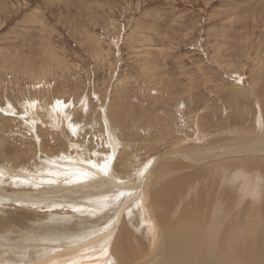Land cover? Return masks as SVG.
<instances>
[{
	"label": "rangeland",
	"instance_id": "rangeland-1",
	"mask_svg": "<svg viewBox=\"0 0 264 264\" xmlns=\"http://www.w3.org/2000/svg\"><path fill=\"white\" fill-rule=\"evenodd\" d=\"M261 128L264 0H0V167L44 177L48 159L72 156L81 175L67 180L66 165L54 183H83L67 196L33 199L53 180L35 185L0 173V264H33L97 228L112 229L120 205L190 172L139 177L155 157L172 162V151L188 143L205 150L214 145L207 141L243 142ZM263 167L247 166L249 177L263 180L248 192L222 171L212 183L192 178L187 205L212 195L254 223L256 205H264ZM128 214L127 240L141 249Z\"/></svg>",
	"mask_w": 264,
	"mask_h": 264
},
{
	"label": "bare ground",
	"instance_id": "bare-ground-1",
	"mask_svg": "<svg viewBox=\"0 0 264 264\" xmlns=\"http://www.w3.org/2000/svg\"><path fill=\"white\" fill-rule=\"evenodd\" d=\"M260 130L261 133L259 136H256L255 138L252 137L251 139H247V141L243 142L229 141L230 143H226V138H217L213 141H207V143H213L214 145L212 148L205 150L199 147L196 148V144L188 143L181 150L177 151V149H175L176 151H172V154L174 153L175 157L172 159L174 160L172 162H167V160L169 161L171 158H165V156L162 155L149 161V164L151 163L150 167L148 166L149 164H143L142 171L140 174L138 173L139 171L137 173L139 174V177L142 175L146 176V179L152 176V172H156V176H159L161 179L165 177L166 174H172L178 170L190 169V172L167 181L162 187L151 194V197L145 196L147 193L144 194L140 191L141 196L139 197L141 198L135 199L136 205H120V208L115 210V214H118L114 219L111 218L110 220L109 226L112 227V229L105 230V227L97 228L89 238L83 237V240L81 239L80 241L79 239H76L78 242H75V245H64L65 247L61 246L63 247H60L63 249V252H60L57 255H54L53 253L55 252V248H53V250L51 249L52 251L49 249L50 252L53 253L52 256L51 254L47 257H44L43 255L44 258L42 260L37 259L38 261L36 262L33 260V264H264V205H256L259 207L256 208V221L252 219L254 223H248L247 221L250 217H247V213L245 211L243 213L240 209H234L232 206L229 207L230 205H215V199L212 198V195L211 200L208 202L205 201L207 198L203 200L191 198L195 199V203L193 202L191 205H187L188 198L186 197L190 195L193 188H195V185L191 183L192 178L193 180L196 177L200 179V184L203 183L202 181L204 180L212 183V178L216 179L213 175V173H218L216 171H222V173H224L223 179L225 182L228 181L229 184H233L235 182L238 188H244L246 189V192L249 191V188L256 186V184H260V182L263 181L262 179L257 180V177L255 178L254 175L249 177L254 168H251L252 170L247 169V166L249 165H259L260 167H263L261 165H264V128H261ZM55 134L58 136L59 133ZM59 137L62 138V136ZM66 143L71 145L70 142ZM32 151L34 152L35 150L32 149ZM51 158L45 163L49 166L48 170L50 171L48 172L47 170L48 174L44 175V177L36 174L37 176L30 178L28 177L29 175H26V173H21L19 171H16L17 173H15V170H7L5 172L13 174L11 176L14 179H26L28 182L31 181L32 183H35V185H39L36 183L42 182L41 177H43V180H53L51 181L53 183H48V187L52 186L51 188L36 189L35 192L33 191L34 193L32 194L35 196L32 197L33 199L46 192H50L52 194L58 191L57 194L59 196H67L70 193L72 194L73 192H76L75 189L82 186L83 183H78L77 186H73L70 183V185L63 186L57 183V186L54 182H57L60 179L59 177H61V179L62 177H65L62 175L67 174V172L69 173V171H66L69 166H67L66 169V165H70L71 167L73 166V169L70 171L73 172V175L70 174V177L68 174L67 180L71 181L72 177L76 178L80 176V171L82 170L81 168H78V166H81L78 165L80 160L78 158L73 159L72 156L62 158L60 160ZM54 161H57L56 164L53 163ZM58 162L62 163V165ZM3 169L4 168L0 167V173L5 174ZM99 169L102 171L101 167ZM98 170H96L97 173ZM256 170V172H259L258 168ZM260 171H264V169H260ZM227 173H230L229 176H227ZM113 174H115V172ZM99 177L101 180H106L103 179L104 177L100 174L98 175V178ZM137 179L139 178L137 177ZM107 180L111 182L110 184L118 185V180L115 178ZM129 180L130 179H128V181ZM24 183H26V181H24ZM133 183L135 182L133 181ZM44 185L47 184H42L41 186ZM121 185H123V183ZM124 187L125 186H123V188ZM144 188L145 186H140L139 190ZM238 188L237 190H239ZM87 196L90 197V194L88 193ZM28 199L30 198L28 197ZM82 210L86 209L83 208ZM127 211H129L128 215L130 217L132 216L131 220L133 219V221L131 222L133 227L138 232L140 231L141 249L136 248V245L132 244L131 238L127 240L129 233V237L133 234V230L128 224L130 220L126 221L124 217V219L121 220V215L123 216V214ZM63 239L66 240V238L63 237L60 241ZM55 240L53 239V241ZM57 240H59V238ZM55 246L57 247V245ZM46 248H48V246ZM48 253L49 251L46 254ZM3 262L1 264H3ZM30 263L32 264V262Z\"/></svg>",
	"mask_w": 264,
	"mask_h": 264
},
{
	"label": "snow or ice",
	"instance_id": "snow-or-ice-1",
	"mask_svg": "<svg viewBox=\"0 0 264 264\" xmlns=\"http://www.w3.org/2000/svg\"><path fill=\"white\" fill-rule=\"evenodd\" d=\"M105 174H107L106 171H105Z\"/></svg>",
	"mask_w": 264,
	"mask_h": 264
}]
</instances>
